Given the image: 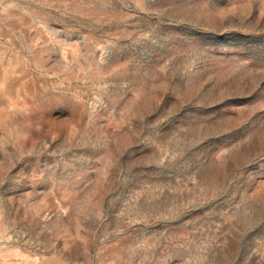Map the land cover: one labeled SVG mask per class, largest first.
<instances>
[{
  "label": "rangeland",
  "instance_id": "rangeland-1",
  "mask_svg": "<svg viewBox=\"0 0 264 264\" xmlns=\"http://www.w3.org/2000/svg\"><path fill=\"white\" fill-rule=\"evenodd\" d=\"M0 264H264V0H0Z\"/></svg>",
  "mask_w": 264,
  "mask_h": 264
}]
</instances>
